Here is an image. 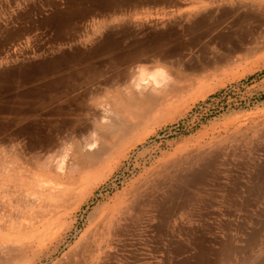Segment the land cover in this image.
I'll use <instances>...</instances> for the list:
<instances>
[{
	"label": "rangeland",
	"instance_id": "obj_1",
	"mask_svg": "<svg viewBox=\"0 0 264 264\" xmlns=\"http://www.w3.org/2000/svg\"><path fill=\"white\" fill-rule=\"evenodd\" d=\"M107 1L0 0V263L240 264L264 240V0ZM107 32L159 44L107 85L64 77ZM137 81L158 89L128 103Z\"/></svg>",
	"mask_w": 264,
	"mask_h": 264
},
{
	"label": "bare ground",
	"instance_id": "obj_2",
	"mask_svg": "<svg viewBox=\"0 0 264 264\" xmlns=\"http://www.w3.org/2000/svg\"><path fill=\"white\" fill-rule=\"evenodd\" d=\"M118 1V0H117ZM116 1V2H117ZM125 1V0H124ZM123 2V1H122ZM127 2V1H126ZM115 3V1H114ZM117 4V3H116ZM103 8L105 9H110V3L109 0L107 1L106 4H103ZM113 5V4H112ZM120 8V7H119ZM106 11V10H105ZM112 11V10H111ZM116 11V10H115ZM114 12V11H113ZM223 12V11H222ZM197 20V19H196ZM194 21V20H193ZM137 40V39H136ZM147 41V40H146ZM131 42V41H130ZM126 43V42H125ZM159 41H154L151 43H147L145 42V40H141V41H133L130 44V47H128V49L126 48L125 50L122 49H118L119 45V39L117 37H115V35H113L110 32H107L103 35V37L99 40H97L96 44L94 45V47L96 49L102 50V51H107V54L105 56L102 57V63H95L92 61H87L86 58H82L83 56L79 55V54H72V55H66L63 56L62 59H60L61 61H59L61 64L63 62V66L64 65H68V66H74V68H70V70H68V72H66L65 76L66 78L68 77H73V80L76 82L75 84H84V85H88L91 83H95V84H109L114 77L116 76L117 79L119 78V73L121 72V70H123V65L126 64L125 66H130L132 63H134L135 61H141L143 59L147 58H152L150 56H154V53L158 47ZM123 45V43H122ZM128 45V44H127ZM121 47V46H120ZM100 62V60L98 61ZM100 64H104L107 65V67H113V72L106 74V71H104V67H102V65ZM175 63L168 64V68L166 69H172V65H174ZM175 67V66H173ZM106 69V67H105ZM167 71L164 68H160L158 70V74H165ZM63 78V77H62ZM62 78H58L56 81H60L62 80ZM152 83V82H151ZM137 84V90L135 92H130L129 94H127L125 96V101L128 103H142L144 101H149L152 97H153V91L155 88L153 85L151 86H147L149 83L145 84V83H140L139 81L136 82ZM153 84V83H152ZM134 90V89H133ZM110 115V114H109ZM108 120V119H107ZM110 120V119H109ZM118 120V119H116ZM123 120V119H122ZM120 121V119H119ZM107 123V121H106ZM104 123V125L106 124ZM118 123V122H117ZM111 127V126H109ZM119 128V127H118ZM123 128V127H122ZM113 129V128H112ZM116 129V128H115ZM114 130V129H113ZM107 131V129L105 130ZM109 131V129H108ZM110 132V131H109ZM108 132V133H109ZM115 132V130L113 131V133ZM96 142V138H88L85 140V144L87 145H92L93 143ZM105 143V142H104ZM84 145V144H83ZM86 145V146H87ZM105 149L104 145L102 144H97L96 146H92L89 149H85L84 151V156L87 157V159L92 158H98L102 153L103 150ZM82 155V154H81ZM207 152L204 151H200L198 153H196L192 158V161L195 162H200L204 160V158L206 157ZM83 156H81L82 158ZM84 157V158H85ZM86 159V160H87ZM212 160V159H211ZM199 164H203V163H199ZM209 164V163H208ZM176 165H178V163H176ZM210 165V164H209ZM167 167V166H166ZM195 167V166H194ZM261 168V165H260ZM189 169V168H188ZM187 169V170H188ZM198 169V168H197ZM196 169V170H197ZM193 170V169H192ZM202 170V169H201ZM188 172V171H187ZM190 172V171H189ZM198 172V171H197ZM195 173V172H194ZM187 174V173H186ZM200 174V173H199ZM254 175V174H253ZM175 176V175H174ZM183 176V175H182ZM199 176V175H198ZM203 176V175H202ZM190 177V176H189ZM193 177V176H192ZM174 179V183L177 184L180 180H181V176H179V174L173 178ZM203 179V178H202ZM260 179V178H257ZM171 180V179H170ZM173 182V181H172ZM259 182V181H258ZM201 183V182H200ZM179 184V183H178ZM262 184V183H261ZM167 186V185H166ZM169 186V184H168ZM171 186V185H170ZM192 186V185H191ZM196 186V185H195ZM260 186V185H259ZM187 187V186H186ZM257 187V186H256ZM179 188V187H178ZM169 189V188H168ZM186 189V188H185ZM192 189V188H191ZM194 189V188H193ZM254 189V188H253ZM155 190V189H154ZM260 191V190H259ZM177 192V190H176ZM189 192V191H188ZM196 192V191H195ZM262 192V190H261ZM172 193V192H171ZM187 193V192H186ZM190 193V192H189ZM194 193V192H193ZM136 193L133 191V193L131 195H133V197H130L127 201L132 203L136 198L137 200H139L137 195H135ZM148 194V193H147ZM170 195V194H169ZM141 196V195H140ZM176 196V195H175ZM179 196V195H178ZM155 198V197H154ZM159 198V197H158ZM177 198V197H176ZM147 199V198H146ZM152 199V198H151ZM136 200V201H137ZM186 200V199H185ZM191 200V199H190ZM159 201V200H158ZM153 202V201H152ZM156 202V201H155ZM178 202V201H177ZM186 202V201H185ZM136 203V202H135ZM126 204V203H125ZM129 204V203H128ZM149 204V203H148ZM164 204V203H163ZM154 205V204H153ZM152 205V206H153ZM164 206V205H163ZM132 207V206H131ZM133 208V207H132ZM177 208V207H176ZM160 209V208H159ZM168 209V208H167ZM116 210V211H115ZM161 210V209H160ZM172 210V209H171ZM123 211L122 205L121 206H117L115 209H108V207H103L101 209V211L99 212L96 220L94 221L93 224V228L91 230L90 235H88L90 228L86 226V228L82 231L81 235L79 236V238L76 240V244H79V252L80 254H88L89 251H91V246L90 243H92L93 240H95L96 236L94 233H97L95 231H99V228L101 227V225L104 222H108L110 224H112L113 222H116L117 220H119V215L120 213ZM174 211V210H173ZM115 212V213H114ZM165 212V211H164ZM118 213V215H117ZM162 213V212H161ZM116 214V215H115ZM95 216V215H94ZM160 216V214H159ZM94 218V217H93ZM91 220V219H90ZM91 224V223H90ZM92 231L94 232L93 236L91 237ZM123 232V231H122ZM116 233V232H115ZM114 233V234H115ZM121 238V237H120ZM115 239V238H113ZM116 240V239H115ZM114 242V241H113ZM112 242V243H113ZM253 242V241H252ZM246 244V243H245ZM255 248L257 249V253L256 254H245L243 255L241 259H239L240 264H264V240H260L257 241L256 243H253ZM250 246V243H249ZM248 248V247H247ZM240 252V251H239ZM68 253V252H66ZM71 254V253H70ZM69 255V254H68ZM75 255V254H73ZM67 256V255H66ZM77 256V255H76ZM70 258V257H69ZM77 258V257H75ZM61 258H59L58 260H60ZM199 259V258H198ZM205 259V258H204ZM203 260V259H202ZM3 261V260H1ZM74 261V260H73ZM209 261V259H208ZM64 262V261H63ZM67 262V261H66ZM1 264V263H0ZM68 264V263H67ZM202 264V263H201Z\"/></svg>",
	"mask_w": 264,
	"mask_h": 264
}]
</instances>
